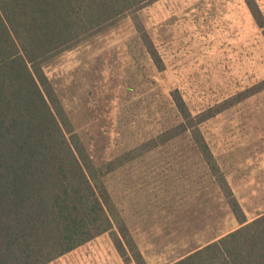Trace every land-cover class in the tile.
Segmentation results:
<instances>
[{"label":"trees","instance_id":"obj_1","mask_svg":"<svg viewBox=\"0 0 264 264\" xmlns=\"http://www.w3.org/2000/svg\"><path fill=\"white\" fill-rule=\"evenodd\" d=\"M157 1L0 0V264H50L103 234L125 264H146L111 180L144 151L168 150L176 141L216 177L239 225L171 264H264V210L247 221L204 136L205 124L264 91V79L213 104L190 107L178 88L158 80L166 66L141 19ZM244 1L264 36V17L254 0ZM126 22L132 41L121 81H136L132 90L145 91L147 100L140 116L132 117L129 105L116 98L108 108L117 129L106 145L81 126L76 77L57 62ZM129 127L137 130L133 141Z\"/></svg>","mask_w":264,"mask_h":264},{"label":"rangeland","instance_id":"obj_2","mask_svg":"<svg viewBox=\"0 0 264 264\" xmlns=\"http://www.w3.org/2000/svg\"><path fill=\"white\" fill-rule=\"evenodd\" d=\"M254 2L264 17V0ZM141 19L152 30L166 66L163 80H158L165 88H178L192 108L213 104L264 79V36L244 0H158ZM131 34L128 22L109 28L57 62L63 73L76 77V96L83 104L81 126L86 124L106 145L117 129L116 114L108 108L116 98L129 105L132 117L140 116L147 100L145 91L138 95L132 90L136 81L132 86L121 81L127 74L122 72ZM130 50L138 54L133 46ZM131 120L135 123L136 118ZM204 131L245 218L255 217L264 210V91L209 121ZM136 133L129 127L128 139L138 138ZM180 144L144 151L140 161L117 171L111 180L146 264L171 263L239 225L216 177ZM97 239L50 264H125L107 234Z\"/></svg>","mask_w":264,"mask_h":264},{"label":"crops","instance_id":"obj_3","mask_svg":"<svg viewBox=\"0 0 264 264\" xmlns=\"http://www.w3.org/2000/svg\"><path fill=\"white\" fill-rule=\"evenodd\" d=\"M254 219V218H253ZM252 220V218L251 219H248L247 221L248 222H250ZM225 234V233H224ZM223 234H221V235H219V236H217V238H215V239H212L211 241H209V242H207V243H210V242H213V241H215V240H217L219 237H221ZM98 238V237H97ZM96 238V240L95 241H99L98 239ZM97 243V242H96ZM206 243V244H207ZM198 249V248H197ZM194 251V250H193ZM191 252V251H190ZM98 253H100V251H98ZM185 255H182V256H180V257H178L175 261H177L178 259H180V258H182V257H184ZM146 262V261H145ZM174 262V261H173ZM173 262H171V263H173ZM147 263V262H146ZM171 263H168V264H171Z\"/></svg>","mask_w":264,"mask_h":264}]
</instances>
